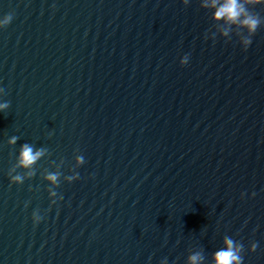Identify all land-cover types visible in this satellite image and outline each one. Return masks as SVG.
<instances>
[{
	"label": "water",
	"instance_id": "obj_1",
	"mask_svg": "<svg viewBox=\"0 0 264 264\" xmlns=\"http://www.w3.org/2000/svg\"><path fill=\"white\" fill-rule=\"evenodd\" d=\"M203 3L0 0V264H264V3Z\"/></svg>",
	"mask_w": 264,
	"mask_h": 264
},
{
	"label": "clouds",
	"instance_id": "obj_2",
	"mask_svg": "<svg viewBox=\"0 0 264 264\" xmlns=\"http://www.w3.org/2000/svg\"><path fill=\"white\" fill-rule=\"evenodd\" d=\"M185 3H188V0H185ZM262 4L264 0H204L203 7L208 8L211 7L215 9L214 19L217 21L224 20L230 24L237 25L242 28H246L249 37L243 39L242 43L244 49L247 50L253 43L251 36L255 35L257 30L260 27L261 21L258 17L253 16L249 13L247 4ZM14 13H9L7 15H3L0 18V30L8 27L13 19ZM225 36L228 35L227 32L224 33ZM189 57L185 56L181 60L182 66H187L189 64ZM4 91L3 87H0V94ZM10 105L7 102L0 103V113L5 112ZM11 143L15 144L17 142L16 138H13ZM44 155V151H35L31 146L25 144L20 153V165L24 168H31L42 156ZM83 158H78V164L83 165ZM47 179L52 184H57L59 177L56 174H49ZM70 181H74L79 179V176L69 177ZM12 182L14 183H22L23 178L21 176L12 177ZM51 196L53 197V204L55 205L56 200L55 197L57 193L55 191L51 192ZM255 196V193H253ZM63 200V197L60 198ZM43 217L38 214H33L32 220L33 223L39 225L43 221ZM226 248L217 251L214 254L215 264H244V259L240 255L243 251V245H237L234 240L231 238H225ZM258 247L257 243L252 245L251 251H256ZM201 256L199 254L193 255L190 257V264H199L201 262Z\"/></svg>",
	"mask_w": 264,
	"mask_h": 264
}]
</instances>
